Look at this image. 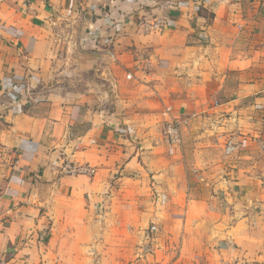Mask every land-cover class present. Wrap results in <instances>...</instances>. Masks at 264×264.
Instances as JSON below:
<instances>
[{"label":"crops","instance_id":"1","mask_svg":"<svg viewBox=\"0 0 264 264\" xmlns=\"http://www.w3.org/2000/svg\"><path fill=\"white\" fill-rule=\"evenodd\" d=\"M61 21L112 39L131 96L45 89ZM209 99L233 132L167 143L164 109ZM0 264H264V0H0Z\"/></svg>","mask_w":264,"mask_h":264},{"label":"rangeland","instance_id":"2","mask_svg":"<svg viewBox=\"0 0 264 264\" xmlns=\"http://www.w3.org/2000/svg\"><path fill=\"white\" fill-rule=\"evenodd\" d=\"M156 17L160 18V16ZM79 23L61 21L51 27V32L46 33V39L54 41V43L50 52L51 64L48 68L52 75L50 78H47L43 84H45V89L47 90L59 89L64 92H83L86 98L87 96L95 98L97 107H107L108 110H112V108H115L116 105L119 104L120 87L122 86L121 90H123V92L125 90L124 94H127V96H131L132 89H130L121 78L118 79L121 80V82L116 81L117 76L120 74V69L117 65V57H115L112 49L114 46L113 41H111L112 39L105 40V38L93 37L90 35L89 29L86 28V24L84 25L82 22ZM107 74L109 75L108 77ZM125 78L127 79V74ZM69 99L72 101L76 100V98ZM77 99L80 98L78 97ZM128 102L133 101L128 100ZM132 105L136 106L137 103L134 102ZM215 105L216 104H213L211 99H209L207 102V106L209 107L207 109H202L198 113H193L190 117L187 115L188 123L183 118L184 122L181 130L183 131L182 138L183 140L185 139V141L182 142L181 138L183 146L181 142L175 145L171 144L164 138V134L163 138L167 143L177 146L182 153L187 154L192 152V149L197 146V143H204L205 139H208V137H215L218 132L231 134L234 130L232 121L236 120L230 118L231 116L228 111L214 109L213 107ZM203 106H206V104L204 103ZM160 123L162 125L161 118ZM157 126L159 128L160 125L157 124ZM241 126H246L244 121H241ZM217 127H219L218 130L215 129ZM212 131H214V133ZM204 132L209 133V135H202ZM202 139H204V141H202ZM220 140L223 143V146L220 148L221 150L223 149V152L225 151L226 154V147L229 143L232 144L233 141L228 140V137H223ZM194 142L196 143L191 145V143ZM232 146H234L233 151L230 154H226V156L231 157V159L233 157V152L236 150L235 145ZM245 152L246 151H244V153ZM158 198L159 196L157 200ZM256 200H259V195H257Z\"/></svg>","mask_w":264,"mask_h":264},{"label":"built area","instance_id":"3","mask_svg":"<svg viewBox=\"0 0 264 264\" xmlns=\"http://www.w3.org/2000/svg\"><path fill=\"white\" fill-rule=\"evenodd\" d=\"M147 26V29L152 30H162L167 21L165 18L162 17H154L150 22H143ZM134 78L133 73H127V79L132 80ZM259 108L262 106L258 105ZM161 122H162V129L164 138L170 142L171 144H179L182 138V131H181V121L177 116L172 114L171 108H165L164 111L161 113ZM95 140H90L89 144L95 143ZM233 144L229 143L226 147V154H230L233 151ZM86 141L79 139V141L75 144V148H84L86 147ZM62 169L64 172L68 174H87L92 172V168L89 165H76L74 162L65 160ZM158 200L160 204H165L168 201V197L166 194L159 195Z\"/></svg>","mask_w":264,"mask_h":264}]
</instances>
